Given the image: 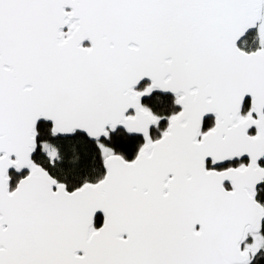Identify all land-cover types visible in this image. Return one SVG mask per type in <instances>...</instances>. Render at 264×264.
Listing matches in <instances>:
<instances>
[{
    "label": "snow or ice",
    "instance_id": "6c2138e0",
    "mask_svg": "<svg viewBox=\"0 0 264 264\" xmlns=\"http://www.w3.org/2000/svg\"><path fill=\"white\" fill-rule=\"evenodd\" d=\"M0 264H264V0H0Z\"/></svg>",
    "mask_w": 264,
    "mask_h": 264
}]
</instances>
